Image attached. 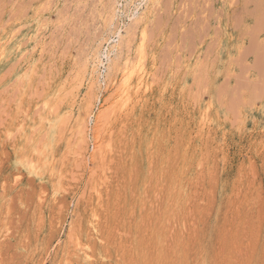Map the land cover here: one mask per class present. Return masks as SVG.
<instances>
[{"label": "rangeland", "instance_id": "rangeland-1", "mask_svg": "<svg viewBox=\"0 0 264 264\" xmlns=\"http://www.w3.org/2000/svg\"><path fill=\"white\" fill-rule=\"evenodd\" d=\"M263 1L0 0V264H264Z\"/></svg>", "mask_w": 264, "mask_h": 264}, {"label": "bare ground", "instance_id": "bare-ground-1", "mask_svg": "<svg viewBox=\"0 0 264 264\" xmlns=\"http://www.w3.org/2000/svg\"><path fill=\"white\" fill-rule=\"evenodd\" d=\"M249 1H250V0H249ZM245 2H246V1H245ZM259 2H260V1H259ZM263 2H264V1H263ZM246 4H247V3H246ZM247 5H249V4H247ZM247 5H246V6H247ZM257 6H258V5H257ZM252 8H253V7H252ZM246 9H247V8H246ZM246 9H245V10H246ZM261 14H262V13H261ZM262 16H263V15H262ZM262 21H263V20H262ZM261 33H262V32H261ZM12 36H13V35H12ZM259 36H260V35H259ZM250 37H251V36H250ZM10 38H11V37H10ZM12 40H13V39H12ZM10 41H11V40H10ZM17 41H18V40H17ZM6 42H7V41H6ZM6 42H5V43H6ZM17 44H18V43H17ZM7 45H8V44H7ZM7 45H6V47H7ZM16 46H18V45H16ZM1 47H2V46H1ZM4 47H5V45H4ZM18 48H19V47H18ZM20 48H22V47H20ZM1 51H2V50H1ZM1 51H0V52H1ZM3 51H4V50H3ZM5 51H6V50H5ZM19 52H20V51H19ZM262 52H263V51H262ZM22 53H23V52H22ZM253 53H254V52H253ZM1 54H2V53H1ZM20 54H21V53H20ZM19 56H20V55H19ZM260 56H261V55H260ZM2 57H3V56H2ZM20 57H21V56H20ZM0 58H1V57H0ZM8 58H9V57H8ZM8 58H7V59H8ZM17 59H18V58H17ZM261 63H262V62H261ZM140 67H141V66H140ZM124 74H125V73H124ZM131 75H132V74H131ZM131 75H130V76H131ZM140 76H141V75H140ZM124 77H125V76H124ZM129 78H130V77H129ZM140 79H141V78H140ZM125 81H126V80H125ZM128 83H129V82H128ZM128 83H127V84H128ZM140 83H141V82H140ZM127 84H126V85H127ZM145 86H146V85H145ZM137 89H138V88H137ZM119 91H120V90H119ZM35 174H36V172H35Z\"/></svg>", "mask_w": 264, "mask_h": 264}]
</instances>
